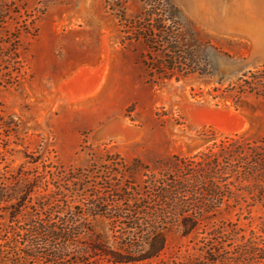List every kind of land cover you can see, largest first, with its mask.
I'll return each instance as SVG.
<instances>
[{
    "label": "rangeland",
    "instance_id": "obj_1",
    "mask_svg": "<svg viewBox=\"0 0 264 264\" xmlns=\"http://www.w3.org/2000/svg\"><path fill=\"white\" fill-rule=\"evenodd\" d=\"M158 1L0 0V15L9 14L0 25V42L18 49L23 66L18 84H9L6 66L0 67L1 181L25 173L42 176L48 165L82 175L94 196L111 178L103 162L115 155L125 164L152 166L207 152L225 137H264V98L240 93L252 73L264 77V0H237V15L208 24L171 0L185 28L192 24L201 31L203 54L214 70L212 77L181 81L151 79L143 63L146 45L127 39L131 22L149 8L159 9ZM207 8L215 21L218 13ZM243 62L247 68L231 71L243 68L233 67ZM26 154L40 163H27ZM145 178L141 173L112 183L125 188ZM75 200L72 212L81 216L85 206L81 198ZM60 205L53 214L71 218V209ZM1 214L0 244L8 223V213ZM88 219L92 233L117 249L111 222L102 216ZM202 238L173 229L166 233L165 253L146 264L187 262L200 255Z\"/></svg>",
    "mask_w": 264,
    "mask_h": 264
},
{
    "label": "trees",
    "instance_id": "obj_2",
    "mask_svg": "<svg viewBox=\"0 0 264 264\" xmlns=\"http://www.w3.org/2000/svg\"><path fill=\"white\" fill-rule=\"evenodd\" d=\"M158 3L159 9L145 10L127 32V39L146 45L143 63L151 79L212 77L201 31L192 24L185 28L171 0ZM8 16L0 15V25ZM2 43L0 67L6 66L9 84H18L23 76L18 49ZM247 91L264 98V77L252 73L240 85V93ZM26 158L29 164L41 161ZM103 164L111 178L94 196L88 195L82 175L48 165L42 176L0 180V211L8 213L0 264H146L165 253L166 233L173 229L184 237L203 236L200 255L175 264H264V137H225L207 152L176 155L152 166L125 164L120 155ZM141 173L146 177L141 185L112 183ZM76 197L85 206L81 216L70 206ZM61 203L71 209V218L53 214ZM99 216L113 225L117 249L92 233L88 218Z\"/></svg>",
    "mask_w": 264,
    "mask_h": 264
},
{
    "label": "bare ground",
    "instance_id": "obj_3",
    "mask_svg": "<svg viewBox=\"0 0 264 264\" xmlns=\"http://www.w3.org/2000/svg\"><path fill=\"white\" fill-rule=\"evenodd\" d=\"M177 1L182 5V7H184L186 9V11L191 16H193L196 19H199L200 21H203V23L205 22L206 24H208V23H214L215 22L214 21V18L211 17V16L208 17L209 16L208 15L209 13L208 12H205V9L207 7H209V6H211L213 9H215V11L218 13L217 16L220 19V21H221V19L225 21V18L226 17L228 18V16H233L234 14H236V15L238 14V6H237L238 1L237 0H233V1H227V0H177ZM250 1L252 3V0H250ZM245 7H247V6L245 5ZM249 10H251V9L249 8ZM243 13H245V12H243ZM216 26H217V24H216ZM221 26H219V27H221ZM261 33H262V36H263L264 32H261ZM257 34H260V31H258L256 33V35ZM262 48H264V45H263ZM211 53L214 54V56H216V57L218 56V54H217V52L215 50H211ZM233 65H234L233 67H239L240 68V67L246 66V62L237 63V64L234 63Z\"/></svg>",
    "mask_w": 264,
    "mask_h": 264
},
{
    "label": "water",
    "instance_id": "obj_4",
    "mask_svg": "<svg viewBox=\"0 0 264 264\" xmlns=\"http://www.w3.org/2000/svg\"><path fill=\"white\" fill-rule=\"evenodd\" d=\"M232 1V0H231ZM215 22L216 23H219L220 22V19L219 18H216L215 19ZM244 34V33H243ZM215 68H216V70H218L219 68H218V65H216L215 66ZM245 68H247V67H243V68H241V69H239V70H231V71H233V72H237V71H241V70H243V69H245Z\"/></svg>",
    "mask_w": 264,
    "mask_h": 264
}]
</instances>
